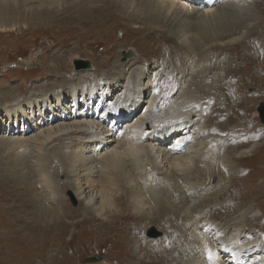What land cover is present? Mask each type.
<instances>
[{
	"label": "rangeland",
	"instance_id": "obj_1",
	"mask_svg": "<svg viewBox=\"0 0 264 264\" xmlns=\"http://www.w3.org/2000/svg\"><path fill=\"white\" fill-rule=\"evenodd\" d=\"M242 1L239 0V4ZM244 3L249 6L253 17L249 13L248 16L242 14L240 16H245L247 22L229 26L233 29L229 33L239 37L241 31L246 29L243 25L252 23L241 35L240 45L237 41L217 44L226 41L225 38L221 41L216 40L218 47L198 54L196 48L192 51L183 49L180 41L166 32L165 26L159 28L156 24V30L148 34L150 39L142 37L147 34L146 24L130 20V15L125 12L132 10L129 6L135 5L133 0H0V264H95L105 258L112 264L171 263L168 256L163 262L158 257L155 259L145 257L139 263L136 252H133L135 238L148 240L167 237V241H173L175 234L172 231H175L176 225H170L169 213L160 217V221L140 219L132 209L124 210L119 214L120 218L109 221H107L109 217L116 216L112 212H106L101 217L88 216L87 211H84L83 202L77 200L73 194L71 177L65 167L66 151L58 152L56 148L58 146L50 149L52 156L49 157V162L47 161L49 164L43 157L37 160L35 167L40 174L36 173L33 163H30L34 158L30 159L27 153L29 151L25 150L26 146L32 143L27 136L32 131L35 132L33 125L36 121H42L41 116L48 117L51 114L49 110H53V107L49 106L48 111L40 113L41 116L37 115L38 109L35 108L36 115L29 113L31 117L27 119L21 117L19 113H16L14 118L12 116L7 118L1 111L8 108L11 103L24 101L33 92L48 95L51 92L55 93L51 88L54 84L56 90H63L66 96L70 94L71 87L77 89L79 80L75 79L74 71L84 68L74 67L75 59L70 61L72 54L90 64L92 62L96 70L91 73H94L95 79L98 80L99 77L105 79L103 72L111 71L110 67L114 60L123 61L124 48L132 46L138 47L137 60L149 64L148 72L156 81L162 74H169L168 79L173 78L172 81L168 80V85H173L174 81H183L181 92L191 86L193 93L189 92L188 97L194 96L197 100L194 102L196 105L201 103L208 111L213 103L224 107L223 111L212 113H216L215 116L221 119H224V115H230L235 122L231 121L228 124L229 129L215 138L222 142L225 139L237 142L235 152L254 143V149L249 155L237 157L235 154L231 159L234 161L232 173L235 176L231 181L236 189H232L229 194L231 196H223L221 200L215 201L217 204L230 198L231 204L235 197L242 198L243 195L239 196L242 190L238 189L243 187L251 194L247 198L244 197L246 200L242 203V199L238 201L240 207L235 211L229 214L220 212L211 219L218 223L229 217L240 220L242 213L251 208L250 214L253 217L249 222L253 224L247 222L248 226H251L248 227L249 232L259 237L260 243L264 246V187L260 186L262 180L264 181V124L260 122L256 111L259 102L264 101V0H244ZM135 7L139 14L147 9L143 4ZM216 24L224 28L225 21H217ZM214 28L215 31H219L217 27ZM206 40L199 41L202 44ZM227 44L229 47L225 46ZM176 45L179 46L176 47L177 51ZM197 54L202 57L206 55L203 57L205 60L198 56L200 60L196 62ZM187 61H190V66ZM148 66L146 65L147 68ZM52 67L55 71L50 69ZM192 68L195 73H191L194 71ZM177 69L180 70L179 73ZM169 70L174 72L170 74ZM90 76L92 75L87 77L91 78ZM110 77L116 78L113 74ZM204 81L207 83L218 81L220 83L217 86H220V89L215 90L216 93H210L201 84ZM177 89L174 87V93ZM229 93L234 95H231L230 99L227 97ZM48 100L49 104L54 103L53 98ZM71 103L68 101L69 105ZM208 111L207 114L210 113ZM213 114L210 116L211 119H207L209 123H206L209 125L205 127L215 128L217 123L213 120ZM27 128L31 131L23 133ZM223 151L226 149L222 145L221 152L224 153ZM230 156L228 155L229 158ZM218 180V182L217 178L211 180L212 185L216 187L213 191H218L228 183V177L222 175ZM246 186L252 189L249 190ZM260 191H263V197L259 198L257 195ZM119 203H116L118 209ZM202 213L197 215L203 216ZM105 223L109 225H104ZM149 230L153 231L149 233ZM183 231L180 236L185 237L190 235L192 229L190 233ZM195 247L188 244L189 255L185 250L183 252L185 256L194 254L197 251Z\"/></svg>",
	"mask_w": 264,
	"mask_h": 264
},
{
	"label": "bare ground",
	"instance_id": "obj_2",
	"mask_svg": "<svg viewBox=\"0 0 264 264\" xmlns=\"http://www.w3.org/2000/svg\"><path fill=\"white\" fill-rule=\"evenodd\" d=\"M133 1L135 5L129 6L132 10L125 12L128 16L130 15V20L146 24L147 34L145 32L142 37L150 39L148 35L150 31H155L157 25L159 28L165 26L166 32L180 41L183 49L192 51L196 48L198 54L218 47L217 44L237 41L240 45L241 35L252 24L248 22L243 25L246 29L241 31L239 37L229 33L233 30L229 28L232 24L247 22V18L240 15L248 16L249 13L253 17V13L249 6L245 5L244 0L241 4L239 0H212L208 5L206 0ZM139 4L147 6L146 11L141 14L135 7ZM221 20L225 21L224 28L216 24ZM214 26L219 31H215ZM225 38L226 41L216 44V40L221 41ZM200 39L207 40L201 44ZM225 46L229 47L228 44ZM176 47L179 48V46H175L177 51ZM124 51L122 52L123 61L114 60L110 67L111 71L103 72L105 79L100 77L98 80L95 79L94 73H91L96 70L92 62L91 64L87 62V66L79 67L74 64L76 69H84L74 71L75 79L79 80V86L77 89L71 87L70 94L67 96L62 92L63 90H56V84H54L51 88L55 93L51 92L48 95L33 92L24 101L11 103L8 108L1 110L7 118L10 116L14 118L15 114L19 113L21 117L27 119L31 117L29 113H34L35 108L38 109V116L48 111L49 106L54 108L49 110L51 114L48 117L41 116L43 120L36 121L33 125L35 132L32 131L27 136L32 143L26 146L25 150L29 151L27 153L30 159L34 158L30 163H33L36 173L40 174L35 167L37 160L43 157L46 162H49V157L52 156L50 149L58 146L56 147L58 152L66 151L65 167L71 177L73 194L77 200L83 202L84 211H87L88 216L101 217L106 212H112L116 216L109 217L107 220L109 221V219L120 218L119 214L124 210L132 209L136 211V216L140 219L148 218L157 221L165 213H169L170 225H176L174 227L176 232L172 231L175 234L173 241H167L166 235L164 239L162 237L148 240L135 238L133 252H136L139 263L145 257L147 259L158 257L163 262L168 256L170 264H264V246L260 243L259 237L250 233L248 228L251 227L248 223L253 224L249 222L253 217L250 214L251 208L243 213L240 212L242 213L240 220L229 217L218 223L211 219L220 212L229 214L235 211L240 207L238 201L242 199V203L246 200L244 197L247 198L251 194L243 187L238 189L242 190L239 194V196L243 195L242 198L234 196L231 204L229 197L226 202L224 200L216 204L217 201H215L221 200L223 196H231L229 194L232 189H236L231 181L235 177L232 173L234 161L231 159L235 154L237 157L249 155L254 149V143L235 152L237 142L230 139L222 142L215 138L229 129L228 124L232 121L230 115H224V119H221L215 116L216 113H212L223 111V106L213 103L210 105V113L207 114V107L201 103L196 105L194 102L197 100L194 96L188 97L189 92L193 93L191 86L181 92L183 81H174L173 85H168V80L172 81L173 78L168 79L169 74L161 73L162 76L156 81L155 77L148 72L149 64L143 60H137L138 47L124 48ZM198 54L196 62L206 57L205 54L203 57L200 55L202 58L199 59ZM72 59L76 60L79 57L72 54L70 61ZM187 62L189 65L190 61ZM183 67L185 68V65ZM53 68L50 69L54 70ZM177 71L179 73L180 70L177 69ZM173 72L171 71L170 74ZM191 73H195V70ZM112 74L116 78H111ZM89 75L93 77L88 78ZM176 76L178 77V74ZM219 83L204 81L201 84L210 93H216L220 89V86H217ZM174 87L178 88L175 93ZM201 87L203 88L202 85ZM205 88L202 90L205 91ZM214 93L212 94L215 95ZM231 95L232 93H229L227 97L230 99ZM51 98L54 100L53 104H49L48 99ZM68 101L72 103L69 105ZM100 107L101 109H98ZM64 108L67 109L64 110ZM211 114L217 123L214 129L205 127L209 125L207 119ZM27 131L31 130L27 128L23 130V133ZM222 145L226 149L224 153L221 152ZM228 155H231V158ZM221 175L228 177V183L218 191H213L216 187L212 185L211 180L217 178L218 182ZM260 186L264 187L263 180ZM246 187L249 190L252 189ZM262 194L263 191H260L257 196L263 197ZM116 203L120 204L119 209ZM213 203L216 205H212ZM201 212L203 216H198L197 214ZM173 220L177 223H173ZM179 220L180 223H178ZM190 228L195 232L190 233ZM182 231L190 235L180 236ZM258 231L261 232L260 229ZM188 244L194 247L197 245V248L195 247L197 251H194L195 253L191 256H185V253L189 255ZM185 250L186 252L183 253ZM165 252L167 253L163 256ZM247 256L250 257L246 259ZM95 264L112 263L105 258Z\"/></svg>",
	"mask_w": 264,
	"mask_h": 264
},
{
	"label": "water",
	"instance_id": "obj_3",
	"mask_svg": "<svg viewBox=\"0 0 264 264\" xmlns=\"http://www.w3.org/2000/svg\"><path fill=\"white\" fill-rule=\"evenodd\" d=\"M122 59H124V55H123ZM74 64L76 67H79V66H87L88 63H87V61H84L81 59H76V60H74ZM256 111L258 113L260 122L264 124V101L259 102V104L256 107ZM72 199L74 200L73 196H72ZM152 231L153 230H149V233H151Z\"/></svg>",
	"mask_w": 264,
	"mask_h": 264
}]
</instances>
